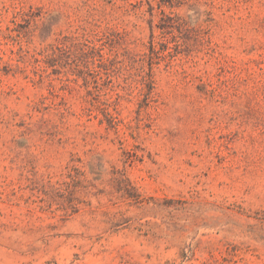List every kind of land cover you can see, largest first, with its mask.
Returning a JSON list of instances; mask_svg holds the SVG:
<instances>
[{
	"label": "rangeland",
	"instance_id": "rangeland-1",
	"mask_svg": "<svg viewBox=\"0 0 264 264\" xmlns=\"http://www.w3.org/2000/svg\"><path fill=\"white\" fill-rule=\"evenodd\" d=\"M0 264H264V0H0Z\"/></svg>",
	"mask_w": 264,
	"mask_h": 264
}]
</instances>
